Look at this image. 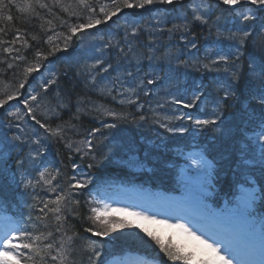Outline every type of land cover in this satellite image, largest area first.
Instances as JSON below:
<instances>
[{
  "label": "snow or ice",
  "instance_id": "obj_1",
  "mask_svg": "<svg viewBox=\"0 0 264 264\" xmlns=\"http://www.w3.org/2000/svg\"><path fill=\"white\" fill-rule=\"evenodd\" d=\"M114 7L109 11L105 6L99 7V12L103 14V19L97 18V5L90 4L88 0H80L84 5V10L87 14H91L87 23L80 22L74 26H69L70 35L64 36L65 47L67 51V42L71 41L73 36L78 33L92 29L102 23L111 21L113 17L117 16L122 8H137L144 9L146 6L153 4L160 5H175L183 6L185 0H111ZM55 4H59L60 0H54ZM191 3V0H189ZM220 3L228 6L235 5H250L254 8L239 9L242 17L241 23L243 27L229 32L227 36L222 35L217 29V39H223L230 42V47L235 48L234 55L217 53L215 58H209V62L203 65L207 72L224 71L228 73L226 82L222 85V95L218 93L219 99L214 102V108L210 115L205 117H193L189 113L180 115H173L174 119L187 120L199 131L203 132L206 129L213 131H224L221 127L225 121L223 119V106L231 98L236 96L237 87L240 85L244 76L243 65L238 63L245 55L247 47L250 45L257 53L255 55L249 54L248 59V77L250 78L248 84L247 107L244 112V125L239 129L242 134L243 144L240 150V165L234 169V174L237 179L233 186L232 196L226 200L222 207H213L207 202V189H203L195 194V200L198 206V211L204 220L214 225L211 235L208 231H201L191 224L190 219L185 216L175 215L179 211L176 208L167 209L168 212L173 213L172 216H165L163 219H157L155 213L147 214V211H127V209H113L111 211L105 209L98 211L93 208L92 212L95 214L94 219L101 227H86L85 233H91L93 237H100L104 241L118 230L140 228L142 232L150 237L155 244L159 246L160 252L164 254L170 261H181L182 264H264V213H257V206L264 203V187L257 189V180L255 178L254 167L249 165H258L259 172L264 177V45L257 46L256 38L264 34V22L259 23V30L257 25L252 23L257 20L255 13L259 10H264V0H220ZM47 9L48 4L42 3L41 0H24V3H19L18 0H0V19L7 22H12L14 16L12 10L15 9L20 13H25L29 10ZM211 4L207 8L197 6L192 9V17L194 21L207 25L210 19ZM186 29L187 25H183ZM173 30H180L176 26ZM7 29L0 27V33L6 32ZM140 29L133 28L131 32L127 33L128 37L136 39L140 35ZM211 31V29H209ZM15 39L11 44H15L16 40L20 38V30H15ZM184 39V37H182ZM51 40V37H49ZM189 42L192 49H197V44ZM187 42V41H186ZM131 43V41H129ZM108 46H111L109 42ZM121 53L125 54L127 58L134 52V49L129 47L127 52L125 49L117 45ZM151 47V42L149 43ZM61 50L59 45L54 46V51ZM5 52L11 53L12 47L4 48ZM19 52V49L16 50ZM37 57L42 53L37 51ZM17 60H24L25 57L17 55L14 57ZM47 60V56H43ZM149 61L153 59L148 58ZM103 61L97 58L94 67H99ZM223 66V67H221ZM9 69L13 68V64L8 63ZM42 65L39 61L30 67H25L24 78L19 81L18 88L7 94L5 98L0 99V109H4L9 117L15 121H20V124H14L10 120L8 127H18L20 133L14 135L10 140L5 138L3 143L8 148L6 153L0 154L3 156H11L13 150L19 149L20 152L15 157L16 173L19 174V180L16 181L18 188H23L25 194H31L35 204L28 205L29 209V226L37 230L38 234L29 231L27 228H9L5 226V231L0 235V264H29L33 261L35 264L38 258L40 264H76L77 257L80 258L81 264H84L86 258L87 264H106L102 259V249L97 247V241H92L89 237H80L78 233L73 232L68 235L71 229L65 227L68 216H72L78 210L79 200L77 197L81 195V191L87 189L92 182L91 179L80 180L73 175L72 180L68 183L67 189L61 188L57 177L60 175L59 170L49 169L44 166V159L52 142L62 143L65 148L80 155L81 160L89 157L87 164L88 169L98 168L103 164V160H97L95 154L96 145L94 138L99 128L90 131L83 141L77 142L72 137L79 136V129L73 121H78L82 107L86 104H92L93 110L102 113L104 116H110L113 120H128L127 115L118 113L113 109L106 108L104 105H98L91 100H77L76 114L70 117L68 121L56 124L52 127L53 118L56 120L62 119V111L67 107L63 101H58L56 108H48L47 111L38 115L36 110L44 107V101L49 94V90L53 85L59 88L60 74L51 72L49 78L43 80L40 84L39 90L32 88L30 91L25 90L21 93V89H25L28 83V78L34 72H39ZM111 65L100 69L93 73L85 69L84 73H77L86 75L91 89L93 91L99 90L101 95L110 97L112 101L117 102L121 106L135 105L137 109H142L143 105L139 104V95L143 91L145 95L148 90L144 85H154L158 83V77L148 74L146 79L140 81L136 85L127 84L119 76L112 78L104 76ZM200 71V68H196ZM67 76V73H63ZM43 76V73H41ZM126 76L132 79L136 78V73L126 71ZM99 77V79H98ZM108 81V83H105ZM110 84V87H109ZM115 92V95H113ZM23 95L22 100H18L15 110H12L10 101L17 100ZM206 93L202 85H198L196 91L193 92V99L186 101L181 98H174L171 101L172 105L181 106L185 109H191L202 102V97ZM23 104V110L20 109L19 104ZM5 105H9L5 108ZM163 107V105H159ZM231 107V105H228ZM26 110V111H25ZM70 110V109H69ZM27 118V119H26ZM99 119V117H97ZM141 120L147 117L141 115ZM33 122V127L38 125L39 129H43V133L34 132L32 136L27 135L26 128L28 121ZM105 128H116L115 123H104ZM160 126L168 132H179L181 134L188 131L186 127H169L168 124L160 121ZM258 145V159L257 149ZM27 147V156H23L24 147ZM251 152V158H248V153ZM71 155L69 159H71ZM109 159L105 156L104 160ZM126 165H132L133 159L123 161ZM202 172H207L210 167L208 161L201 158L199 162H194ZM31 168L33 171H29ZM79 168V165H74L73 172ZM2 171V169H0ZM16 174H13L15 179ZM39 187L42 191L47 190L49 193H55L54 198L42 199L38 198L36 188ZM31 189V193L28 190ZM6 207V206H5ZM38 209L36 219L33 221V211ZM122 214L118 219H109V216ZM128 217L139 218L143 220H150L153 223H167L169 219H174V223H167L169 228L176 229L178 233L186 238V243L178 245L171 241L165 246L159 237L153 235L147 229L142 228L135 222V219ZM73 216V219H76ZM52 219L55 221V226H51L48 221ZM87 241V243H81ZM258 241V246H257Z\"/></svg>",
  "mask_w": 264,
  "mask_h": 264
},
{
  "label": "trees",
  "instance_id": "obj_2",
  "mask_svg": "<svg viewBox=\"0 0 264 264\" xmlns=\"http://www.w3.org/2000/svg\"><path fill=\"white\" fill-rule=\"evenodd\" d=\"M18 2L24 3V0H18ZM41 2L48 4V8L45 10L36 8L34 11L29 10L25 13H20L13 9L12 14L14 20L12 22L0 19V27L7 29L6 32L0 33V99L5 98L7 94L14 92L18 88L19 81L24 78L23 70L25 67L36 64L43 55L48 54V48L45 49V45H48L45 38L59 27V23L64 22L59 32L60 38L62 39L64 36L70 35L69 26H74L78 21L80 23V21L85 20V17H87L83 6H81L78 0H60L59 4H55L54 0H41ZM209 3L211 4L209 23L204 25L198 21H194L192 9L197 6L202 8L204 6V8H207ZM183 9L184 8H180L178 10L183 11ZM186 11L190 13V24L195 27L192 34L196 38L194 42L197 44V49L191 48L189 43L191 42L190 39L174 48L167 58V54L163 55L161 50H159L162 38V33L159 30L160 28L156 27L155 30L153 26V28H150L141 35L137 43L133 44L134 52L132 54L127 58L125 55L122 56V65L124 66H122V69L115 72L116 75L120 74V78L132 84L136 78L132 79L127 77L126 71L136 73V77H140V74L142 77H145V75L149 73L158 77V83L143 86L148 90L147 95H145V93L139 95V98L145 95L148 100V114L152 122L145 125L140 119L135 118V135L138 138L140 136L141 143L144 145L138 149H145L149 152V155L146 157L147 163H151L152 157L150 154L151 148L145 145L154 139H158L159 141L164 140L167 138L166 136H168L166 139L168 143H171L173 140L171 132L165 131V129L160 126V121L168 124L169 127H174L176 122H180L174 119V124L171 123V118L176 114L175 112L178 114L184 113L183 110H178L175 105L171 104L174 98L191 101L193 99V92L196 91L197 86L202 85L206 95L202 97V102H198L195 107L191 108L190 113H192L193 116H197L198 113L204 116L211 114L215 106L214 102L219 99L218 93L222 95L221 88L227 80L228 73L224 71L210 73L203 68V65L209 62V58H215L217 53L229 55H234L235 53V48L230 47L229 41L217 39V29H219L222 35L227 36L229 32L243 27L240 11L234 13L217 3H202L201 1L186 8ZM255 15L257 20L252 23L257 25L258 31L259 23L264 22V14L263 12L257 11ZM16 29L20 30V38L16 40L15 44H11V41L15 39L14 33ZM209 29H211V31L214 29V32L210 33L211 31H209ZM143 41L144 44L142 43ZM150 42L151 47H149ZM256 43L257 46L264 45V34L256 38ZM59 46L65 47L64 40ZM6 47H12L13 51L11 53L5 52L4 48ZM17 49H19V52L16 51ZM37 51L42 53V55L37 57ZM125 52L127 51L125 50ZM110 53H112V51ZM250 53L253 55L257 54L249 45L245 51V55L241 58V61L238 62L243 65L244 76L240 85L237 87L236 96L229 99L225 103V107L223 106V119L225 118V123L221 127L224 131H213L208 129L205 131L207 132L204 138V143L207 148L206 153L211 159L218 162L219 172L217 171V173L220 180L221 191H229L231 189L230 185L235 183L237 179L230 174V167L243 144L241 138L242 134L239 129L245 127L243 121L244 112L247 107V89L251 87V85L248 84L250 78L247 75ZM17 55L23 56L25 59H14ZM149 57L153 58L151 62L148 59ZM8 63L13 64L12 69L7 67ZM198 67L200 71H196ZM141 68L143 69L140 70ZM84 72L85 70L80 73ZM77 73L78 72L70 73V76L62 78L59 88H57L56 85L53 86L49 90V94H47L44 101L45 106L36 110L37 114L40 115L47 111L48 108H56L58 101L64 102L67 107L62 111V119L56 120L53 118L52 121H49L52 123V127H55L56 124L62 123L63 121H68L71 116L76 114L78 99L84 101L91 100L105 107L108 101L111 100L110 97L101 95L98 89L93 91L86 75L77 77ZM35 88H37V86ZM53 90L58 92V97L52 96ZM208 92H213L214 96L211 97L207 94ZM112 104L115 105L116 102L112 101ZM159 105H163V107ZM228 105H231V107H228ZM128 107H130V105ZM97 117H99V119H97ZM109 117L110 116H104L102 113L94 111L92 104H86L82 107L79 120L73 121L79 129L80 135L73 136L72 138L77 142L83 141L90 131L97 128L94 126L95 122L98 123L99 120V125L101 126V124L105 123V120H109ZM5 121L6 115L4 112L0 116V123ZM18 123L20 124L21 122L19 121ZM29 125L33 124L28 122L26 139L28 136H32L29 131L31 126L29 127ZM122 128L127 129V126L122 124ZM16 134L22 133H20L19 129H13L7 130L0 136V154L8 151V148L3 143L5 138L10 140ZM108 137V134L106 135L103 133V135H100L99 130V133H96L94 138L96 159L104 161L98 168L88 169L87 164L89 162V157H85L81 160L79 154L65 148L62 143L58 144L52 142L49 146L46 159H44V166L49 167L50 170H59L60 175L57 177V181H53V183L59 182L61 188L67 189V185L72 180L73 175H75L76 178L78 176L81 178L87 174L91 178L92 182L89 184V187L82 190L81 195L77 197L79 200L78 210L74 212L72 216H68L65 227L71 229L68 235L75 232L78 233L80 237H89L92 241H97V247L102 249V259L105 260V262L111 256L113 257L114 254L119 253L120 247H118L116 243L101 241L99 237L91 236V233H85L84 228L92 227L89 222L88 213V196L91 192V187L95 186L97 182L103 181L104 178H115L123 175V170L117 171L115 166H113L108 159L104 160L106 153L102 152V146L110 144ZM111 138L112 136H110L109 139ZM164 147H162V152ZM19 152L20 150L17 149L12 151L11 156L0 155V169H2V171H0V206L4 204L7 205L9 212L21 222L22 228H27L29 231L34 232V234H38L35 228L29 226V212L32 210L29 209L28 205L35 204L36 201L33 200L31 194H25L23 188H18L16 186V181L19 180V174L16 173L15 157ZM21 154L25 157L27 156L26 146ZM70 155L72 157L71 159H69ZM170 156H172V153H170ZM77 164L79 168H76L74 173L73 168L74 165ZM156 166L159 167V164H156ZM165 170L166 167L164 166L163 172ZM29 171L33 170L29 168ZM156 172L158 173V171ZM157 173L152 169L150 175L152 177H162V174L160 175ZM13 174H16L15 179H13ZM33 175H35L34 171ZM36 192L38 198L42 199H50L55 196V193H49L47 190L42 191L39 187L36 188ZM28 193H31V189L28 190ZM262 206L264 207V203H262ZM37 213L38 209L33 211V221L36 219ZM73 216L77 218L73 219ZM48 223L53 227L55 226V221L52 219H50ZM81 243H87V241H81ZM146 252L151 254L155 259H161V255L157 251L146 250ZM32 263L34 264L33 261H30V264ZM35 264H40L38 258ZM76 264H81L79 257H77ZM84 264H87L86 258Z\"/></svg>",
  "mask_w": 264,
  "mask_h": 264
},
{
  "label": "rangeland",
  "instance_id": "obj_3",
  "mask_svg": "<svg viewBox=\"0 0 264 264\" xmlns=\"http://www.w3.org/2000/svg\"><path fill=\"white\" fill-rule=\"evenodd\" d=\"M180 127V126H178ZM201 157L199 156H192L189 159H187V165L182 173H183V181L185 183V186L181 187V193L179 196H171L166 197L163 196L159 199L157 207L154 208L155 211H162L165 214H168L170 216L174 215L173 213H170L167 211L169 208H176L179 209L175 215H178V213H189V211H197L198 206L195 200V194L200 192L203 189H207V197L209 196V191L211 188V184L208 182V179H211V171L208 168L207 172H202L199 170L196 166H194V162H199ZM189 166H192L190 168ZM193 167L195 168L193 170ZM136 196V194H135ZM124 199L127 200V195H123ZM121 201H117L116 198L109 197L108 192H102V194L99 196L98 199L93 201L92 209L95 208L98 211H104L105 209L111 211L113 209H127V211H143L140 209L132 208L128 205H121L119 204ZM128 204V203H127ZM92 224L95 226V228H100L101 225L95 221L94 219V213L92 212ZM147 214H153L150 213L149 210H146ZM157 214V213H155ZM156 215L157 219H163L165 216L168 215ZM122 214H117L113 216H109V219H118L121 217ZM193 216L189 219L195 218L199 216V220H201V226L206 223V220L203 219V217L200 215L199 212L192 214ZM129 219H135V222L139 224L142 228L147 229L149 232H151L153 235L160 238L161 242L167 246L169 242L182 245L186 243V238L178 233L176 229L169 228L167 226V223H174V219H169L167 223L161 224V223H153L150 220H143L139 218H133L128 217ZM109 239H113L116 241H119L122 245L125 246H133L135 248H142V250L150 249L160 252L159 246L155 244V241H153L150 237L145 235L144 232L140 230V228H132V229H124V230H118L115 233H111L108 237ZM162 253V252H161ZM133 257L122 259L117 264H132ZM148 262V261H147ZM179 263H182L179 261ZM147 264H151L148 262Z\"/></svg>",
  "mask_w": 264,
  "mask_h": 264
},
{
  "label": "bare ground",
  "instance_id": "obj_4",
  "mask_svg": "<svg viewBox=\"0 0 264 264\" xmlns=\"http://www.w3.org/2000/svg\"><path fill=\"white\" fill-rule=\"evenodd\" d=\"M76 3V2H75ZM74 3V4H75ZM117 23L118 20L114 19ZM211 31L210 33H213ZM163 42V44H162ZM171 41L170 40H164L161 41V46L159 47V50L163 53V55L167 54L170 49ZM118 53L121 56H124V53H121L119 49H117ZM151 74V73H149ZM144 92L141 91L140 94H143ZM139 104L143 105L142 109H137L135 105H130V107H118L115 111L118 113H122L123 115H127L129 118L127 121L121 120L123 124L127 126V129H123L122 127L119 128L113 135V139L115 140L116 144L119 147V157L117 158V162H123L130 158L135 157V150L136 148L143 147L144 145L141 143L140 136L139 138L135 135V127H136V121L135 118L140 119L141 115L147 117L145 120H141L143 124L148 125L152 122V119H150V116L148 114V100L146 99L145 95H142L139 98ZM110 137H108L109 139ZM160 142L158 139L151 140L147 145V147L151 148L154 151H158V148L160 146ZM169 158V167L174 165L175 159L173 156L166 155ZM117 171L121 170L120 167H115ZM171 170V169H170Z\"/></svg>",
  "mask_w": 264,
  "mask_h": 264
}]
</instances>
